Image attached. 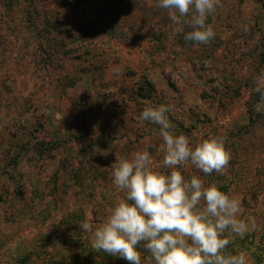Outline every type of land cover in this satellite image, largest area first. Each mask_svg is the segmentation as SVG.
I'll use <instances>...</instances> for the list:
<instances>
[{
  "label": "rangeland",
  "instance_id": "rangeland-1",
  "mask_svg": "<svg viewBox=\"0 0 264 264\" xmlns=\"http://www.w3.org/2000/svg\"><path fill=\"white\" fill-rule=\"evenodd\" d=\"M156 3L0 0V264H128L93 251L79 222L99 224L124 195L116 152L147 149L169 171L159 126L138 121L160 104L174 106L173 130L193 145L223 138L225 175L180 171L240 200L256 228L228 236L226 251L264 264V113L254 110L264 0H220L207 21L216 35L198 46Z\"/></svg>",
  "mask_w": 264,
  "mask_h": 264
},
{
  "label": "clouds",
  "instance_id": "clouds-1",
  "mask_svg": "<svg viewBox=\"0 0 264 264\" xmlns=\"http://www.w3.org/2000/svg\"><path fill=\"white\" fill-rule=\"evenodd\" d=\"M220 0H157L186 42L207 44L216 33L208 18ZM257 113H264V72L256 78ZM171 104L146 106L138 121L158 125L164 141L162 167L154 166L147 149L123 157L115 153L110 166L113 185L124 193L107 209L106 217L93 225L88 217L79 222L90 233L95 252L142 264L141 248L149 264H250L245 251H226L228 236L243 238L255 230L252 217L241 216V202L199 176L186 179L181 166L191 164L205 176L225 175L231 154L223 138L210 136L195 145L174 132L168 113Z\"/></svg>",
  "mask_w": 264,
  "mask_h": 264
},
{
  "label": "trees",
  "instance_id": "trees-1",
  "mask_svg": "<svg viewBox=\"0 0 264 264\" xmlns=\"http://www.w3.org/2000/svg\"><path fill=\"white\" fill-rule=\"evenodd\" d=\"M113 9H114V8H113ZM114 10H115V9H114ZM116 15H117V12H116ZM116 15H114V16H116ZM113 30H114V27H113V25H111V26H109V27L106 29L105 32H104L103 30H102V32H103V34L108 35V33H111Z\"/></svg>",
  "mask_w": 264,
  "mask_h": 264
}]
</instances>
